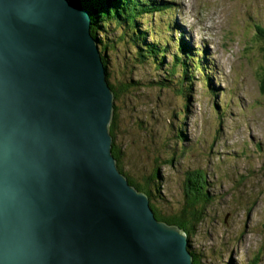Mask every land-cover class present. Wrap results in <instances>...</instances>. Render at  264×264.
I'll use <instances>...</instances> for the list:
<instances>
[{
	"label": "water",
	"instance_id": "1",
	"mask_svg": "<svg viewBox=\"0 0 264 264\" xmlns=\"http://www.w3.org/2000/svg\"><path fill=\"white\" fill-rule=\"evenodd\" d=\"M76 7L0 0V264H193L117 167L114 94Z\"/></svg>",
	"mask_w": 264,
	"mask_h": 264
},
{
	"label": "rangeland",
	"instance_id": "2",
	"mask_svg": "<svg viewBox=\"0 0 264 264\" xmlns=\"http://www.w3.org/2000/svg\"><path fill=\"white\" fill-rule=\"evenodd\" d=\"M168 5L167 13L156 12L146 22L140 18L137 25L148 30L147 42L168 39L160 68L131 58L133 48L120 38V28L106 29L116 42L106 51L110 81L116 86L139 81L138 89L114 99L121 165L135 178L158 171L159 191L151 190L161 197L152 202L168 213L183 203L186 173L198 170L213 198L190 238L191 249L202 264H264V45L254 29L264 26V0ZM170 24L175 31L167 32ZM179 39L194 46L191 53L200 56L209 77L197 63L193 78L189 66L186 75L178 66L170 82L162 79L169 84L159 86Z\"/></svg>",
	"mask_w": 264,
	"mask_h": 264
},
{
	"label": "trees",
	"instance_id": "3",
	"mask_svg": "<svg viewBox=\"0 0 264 264\" xmlns=\"http://www.w3.org/2000/svg\"><path fill=\"white\" fill-rule=\"evenodd\" d=\"M74 4H80L84 6L85 9L89 11L91 21H90V33L96 39L100 53L104 60L106 66L107 80L110 88L113 91L114 99H119L122 92L125 90L138 89L139 81H129L125 83H120L116 86L110 81V73L108 71L109 64V54L106 53L110 50L116 48V42L109 40L105 33L110 24L114 27L120 28V38L128 40V44L133 48L131 53V58H134L138 62L144 64L151 62L154 66L160 68L163 64L162 57L167 54L168 39L163 43L159 39H153L149 42L146 41V36L148 35V30H142L138 28V21L141 18L144 22L150 21V17L154 13L158 12L160 14L167 13L169 6L163 2H144L143 0H69ZM143 14H148L147 16H142ZM146 19V20H145ZM175 27L171 24L167 27V32H172ZM255 35L258 39L262 41L264 45V26L255 24ZM175 31V30H174ZM102 34V38L99 34ZM147 34V35H146ZM156 34V33H155ZM151 35V34H150ZM104 36V37H103ZM178 40L176 51H173L172 60L173 62L166 68L165 76L162 77L157 84L159 86H167L169 83H163L162 79L166 82H170L178 66L184 68L183 74H187V66L190 68L189 78H193V72L202 69L205 76H208V68H204L199 55H194L191 51H194V46L191 48L187 45H182ZM139 45V46H138ZM197 51L194 52L199 54L200 48H196ZM206 53V52H205ZM203 54V53H202ZM205 55V54H204ZM209 57L206 56V62H208ZM196 63L198 64L196 66ZM209 63V62H208ZM196 66V69L193 68ZM191 81V80H190ZM137 84V87L135 85ZM260 88L264 92V68L260 73ZM115 105L113 109L112 119L109 125V132L112 136V154L116 159L117 167L128 179V182L134 186L138 191L144 192L150 200V206L154 212V216L160 220L167 222L168 224H174L179 226L188 236L192 238L196 234L198 225L202 222L207 206L212 202L213 196L208 192V185L203 177H198V170L186 173L183 184V203L181 206L172 212H163L156 206L152 200L153 198H159L161 196H155L152 192V188L158 192V181L160 180V175L158 171H152L142 175L140 178H135L130 173L126 172L121 165V145L116 139V112ZM190 171V170H187ZM191 247V244L189 245ZM192 261L193 264H202L201 257H197L196 252L192 249Z\"/></svg>",
	"mask_w": 264,
	"mask_h": 264
},
{
	"label": "bare ground",
	"instance_id": "4",
	"mask_svg": "<svg viewBox=\"0 0 264 264\" xmlns=\"http://www.w3.org/2000/svg\"><path fill=\"white\" fill-rule=\"evenodd\" d=\"M63 4V6L65 5V6H67V7H70V6H68L66 3H62ZM78 5H80V4H78ZM80 6H82V5H80ZM83 7V9L84 10H80L79 8H72L73 9V11H74V13L77 15V16H80L81 17V19H82V17H84V19H82V21L80 20V22H81V24L83 25V26H87V25H89L90 24V21H91V17H90V14H89V11L87 10V9H85L84 8V6H82ZM79 22V21H78ZM87 29H88V27H87ZM139 46V45H138Z\"/></svg>",
	"mask_w": 264,
	"mask_h": 264
}]
</instances>
